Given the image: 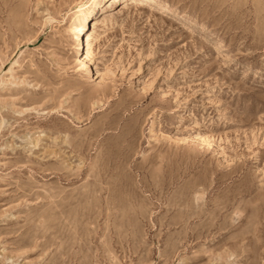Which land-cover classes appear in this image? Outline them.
<instances>
[{"label": "rangeland", "instance_id": "374dc122", "mask_svg": "<svg viewBox=\"0 0 264 264\" xmlns=\"http://www.w3.org/2000/svg\"><path fill=\"white\" fill-rule=\"evenodd\" d=\"M156 1L0 0V264H264V0Z\"/></svg>", "mask_w": 264, "mask_h": 264}, {"label": "bare ground", "instance_id": "6f19581e", "mask_svg": "<svg viewBox=\"0 0 264 264\" xmlns=\"http://www.w3.org/2000/svg\"><path fill=\"white\" fill-rule=\"evenodd\" d=\"M132 1L133 3L141 4L147 7H150L156 11L164 15H174L177 17L175 13L171 11L166 5L157 2L156 0H106L105 4L103 5L101 12L106 13L112 10L118 9L121 5H124L128 2ZM97 6L96 2H92L88 11L84 15V19L80 28L78 29V39H79V50L80 56L77 61V65L80 67V71H82L85 67L87 62L90 61L92 57V46L94 42V31L98 28L100 24V20L97 17H94L95 14V7ZM104 15V14H103ZM93 18L90 20V18ZM101 19V18H100ZM93 24V26H92Z\"/></svg>", "mask_w": 264, "mask_h": 264}]
</instances>
